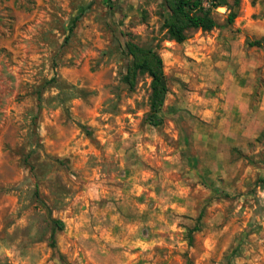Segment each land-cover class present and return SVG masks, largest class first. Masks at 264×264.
Segmentation results:
<instances>
[{
    "label": "rangeland",
    "instance_id": "374dc122",
    "mask_svg": "<svg viewBox=\"0 0 264 264\" xmlns=\"http://www.w3.org/2000/svg\"><path fill=\"white\" fill-rule=\"evenodd\" d=\"M219 2L186 52L164 0H0V264H264V0ZM127 38L163 58L160 126ZM222 62L249 75L244 136L186 99Z\"/></svg>",
    "mask_w": 264,
    "mask_h": 264
},
{
    "label": "trees",
    "instance_id": "16d2710c",
    "mask_svg": "<svg viewBox=\"0 0 264 264\" xmlns=\"http://www.w3.org/2000/svg\"><path fill=\"white\" fill-rule=\"evenodd\" d=\"M164 5L163 27L168 37L177 43L187 38L186 31L191 28L209 31L217 24L211 10L220 5L219 0H211L209 7L203 6L202 0H164ZM234 16L235 12H229L228 21H233ZM120 33L125 35L123 32ZM123 51L129 57L123 73L125 86L132 89L139 74L149 77V110L144 119L150 125L160 126L163 123L160 111L169 92L163 58L156 48L139 45L128 38L123 41ZM53 221L55 227L52 235L55 230L64 227L62 220L53 219ZM192 239L190 233L188 242L191 243Z\"/></svg>",
    "mask_w": 264,
    "mask_h": 264
},
{
    "label": "crops",
    "instance_id": "0c3cea01",
    "mask_svg": "<svg viewBox=\"0 0 264 264\" xmlns=\"http://www.w3.org/2000/svg\"><path fill=\"white\" fill-rule=\"evenodd\" d=\"M192 40L186 39L181 43L175 42L177 48L185 47L186 52H196L199 47H204L205 42H201L200 45L190 43ZM206 62H190L194 68L204 67ZM215 62L214 64H218ZM224 68L217 70L215 74V85L214 92L210 97L204 96L206 89L204 88L203 93L200 95L199 90L204 85H207V82L201 81L197 89L190 91L188 96H186L187 101L190 106L194 107L195 110H199V113L204 115H209V117L217 118L219 122L226 123L224 127L227 133L232 134L231 132L240 130L242 131L240 135H246L250 129H257L260 126L261 120L254 121L248 120L250 118V90L246 87L248 73L236 74L233 69L237 64L235 62H222ZM241 67L244 66H253L256 65V62H238ZM198 77H204L200 73ZM183 79L189 80L186 77V74H182ZM197 78V77H196ZM200 87V88H199ZM260 112L258 118L264 116V105L260 106ZM211 120V119H210ZM242 123H246L247 127L243 126ZM205 125V124H203Z\"/></svg>",
    "mask_w": 264,
    "mask_h": 264
}]
</instances>
